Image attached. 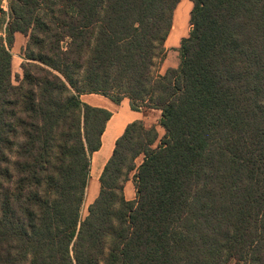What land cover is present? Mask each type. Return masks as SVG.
I'll use <instances>...</instances> for the list:
<instances>
[{"label":"trees","instance_id":"trees-1","mask_svg":"<svg viewBox=\"0 0 264 264\" xmlns=\"http://www.w3.org/2000/svg\"><path fill=\"white\" fill-rule=\"evenodd\" d=\"M180 2L0 8V264H264V0H192L179 66L161 74ZM92 94L161 111L164 135L127 126L83 218L112 117Z\"/></svg>","mask_w":264,"mask_h":264},{"label":"crops","instance_id":"crops-1","mask_svg":"<svg viewBox=\"0 0 264 264\" xmlns=\"http://www.w3.org/2000/svg\"><path fill=\"white\" fill-rule=\"evenodd\" d=\"M2 3V0H0ZM3 9H5L6 5L2 4ZM8 12V5L7 11ZM1 18V16H0ZM173 35L172 30L166 41V50H178L181 45V41L184 38H187V34L183 33L178 39L177 37L171 38ZM171 40V41H170ZM27 42V38L22 34L17 33L15 35V43L12 48V55L15 57L14 52L18 51L17 57H22L20 55V50L25 47ZM22 54V53H21ZM172 57H166L163 64L161 65V74H164L168 69H176L179 66V58L177 61H172ZM21 69V66H20ZM22 72V71H21ZM82 100L94 107H100L107 109L112 113V117L107 123L105 132L102 136V146L101 149L95 152L92 155L91 161V180L87 191V197L90 185L95 183L100 179V176L111 158L113 151L115 149V145L117 140L124 134L127 126L135 121H143L146 128L156 127L157 130L159 128V120L161 118V111L159 110H151L148 112H137L133 111L130 107V101L128 99H124L120 104H116L109 99L100 96V95H84L82 96ZM159 132V131H158ZM107 151V152H106ZM105 152V153H104ZM143 162V157H140L137 160V165H140ZM134 173L131 175V179L125 184V197L127 200H135L136 198V189L133 181ZM100 191V188H99ZM97 192V194L99 193ZM95 194V195H97Z\"/></svg>","mask_w":264,"mask_h":264},{"label":"rangeland","instance_id":"rangeland-1","mask_svg":"<svg viewBox=\"0 0 264 264\" xmlns=\"http://www.w3.org/2000/svg\"><path fill=\"white\" fill-rule=\"evenodd\" d=\"M0 8L3 9L1 1H0ZM192 8H193L192 0H181V2L179 3L177 9L174 12L173 27H172L173 35H172L171 38L177 37V39H178L183 33L184 34L186 33L187 36H189V33H190L191 29H192V26L190 24V14H191ZM3 10L7 11V6ZM170 34H171V32H170ZM178 50H176V52H175V50L174 51L173 50H169L166 53V57H168V56L172 57L171 58L172 61H177V59L179 58ZM17 53H18V51L16 49V51L14 52L15 57H13V61H12L13 82H14V84H17V76L21 75V73H22L21 69H20V66H21L23 60H22V57H17ZM19 53L22 56V54H21L22 51L21 50H20ZM160 71H161V65H159V67H158L156 72L160 73ZM158 131H159L160 138H162L163 135H164V130L159 126ZM157 145L158 144H156L155 147ZM99 188H100V185H99L98 181L96 182V184L92 183L90 185L89 192H88L89 194H88V197H87V199L85 201V205H84V208H83V211H82L83 218L86 217L87 214H88L89 205L92 204V202L97 198V196L99 194V193L97 194V192L99 191ZM95 194H97V195H95ZM231 264H234V263H231Z\"/></svg>","mask_w":264,"mask_h":264},{"label":"built area","instance_id":"built-area-1","mask_svg":"<svg viewBox=\"0 0 264 264\" xmlns=\"http://www.w3.org/2000/svg\"><path fill=\"white\" fill-rule=\"evenodd\" d=\"M2 4H4V5H8V0H2Z\"/></svg>","mask_w":264,"mask_h":264}]
</instances>
